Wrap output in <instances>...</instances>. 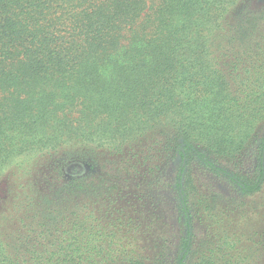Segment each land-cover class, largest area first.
Instances as JSON below:
<instances>
[{
	"label": "trees",
	"instance_id": "16d2710c",
	"mask_svg": "<svg viewBox=\"0 0 264 264\" xmlns=\"http://www.w3.org/2000/svg\"><path fill=\"white\" fill-rule=\"evenodd\" d=\"M141 145L144 160L179 157L174 264H264V242L199 244L191 214L211 197L197 200L194 165L245 199L264 192V0H0V181L20 157L69 155L46 190L0 196V264H148L129 237L140 225L108 231L76 202L109 196L110 169L63 171ZM121 162L118 173L138 164ZM156 169L144 191L161 183Z\"/></svg>",
	"mask_w": 264,
	"mask_h": 264
},
{
	"label": "rangeland",
	"instance_id": "374dc122",
	"mask_svg": "<svg viewBox=\"0 0 264 264\" xmlns=\"http://www.w3.org/2000/svg\"><path fill=\"white\" fill-rule=\"evenodd\" d=\"M144 146L130 148L118 156H110L109 152L99 151L97 159L92 161L97 170L84 160L77 159L64 167L63 171L71 178L73 174L81 176L94 169L100 178L103 171L110 169L116 183H111L114 189L109 191V196H94L88 199L82 195L76 202L85 208V213L87 210L94 211L95 224L108 231L116 225H127L135 221V226H140L134 235H129L130 241L136 250L143 251L144 256L148 258L147 263L174 264L175 257L180 252L179 249L181 250L180 239L185 235L183 227L185 215L178 208L175 194L170 192L171 186L175 183L174 173L179 157L176 160L168 159L165 153L159 150L155 157L144 160L138 155ZM68 157L64 149L56 154L40 153L32 159L20 157L14 165L5 170L0 181V196L5 198L9 186H12L16 193L29 191V186L33 182H38L40 190H46L49 184H52V175L59 168L61 161L63 164V160ZM72 157H75L74 154ZM253 157L250 156L244 161L241 174L253 172L255 162ZM121 160L131 161L132 166L138 161L136 169L131 174L129 169L123 173L116 172L122 163ZM218 165L225 170H232L225 164ZM105 166L108 169H104ZM158 166L160 170L157 174L161 183L154 190L149 188L148 191H144L142 189L145 188L144 181L146 179L153 181L156 173L153 176L141 174L148 172L150 168L157 170ZM192 171L200 191L197 200H200L203 194L211 195L208 199L209 206L204 202L191 211L194 221L192 225L199 244L205 246L209 241L216 242L232 234L242 238L239 245L241 251L257 248L264 242V192L250 200L245 199L231 188L227 180L213 176L202 166L194 165ZM137 173L140 176H136ZM218 195L220 196L215 200ZM213 215L215 216L212 217ZM203 250L204 248L200 246L199 251Z\"/></svg>",
	"mask_w": 264,
	"mask_h": 264
}]
</instances>
